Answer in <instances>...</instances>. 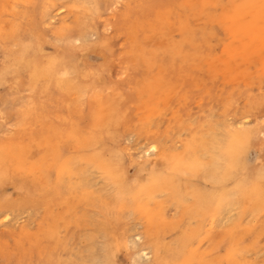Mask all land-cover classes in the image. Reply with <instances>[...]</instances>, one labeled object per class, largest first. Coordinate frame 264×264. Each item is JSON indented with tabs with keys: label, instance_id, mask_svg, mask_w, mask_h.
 <instances>
[{
	"label": "rangeland",
	"instance_id": "obj_1",
	"mask_svg": "<svg viewBox=\"0 0 264 264\" xmlns=\"http://www.w3.org/2000/svg\"><path fill=\"white\" fill-rule=\"evenodd\" d=\"M0 264H264V0H0Z\"/></svg>",
	"mask_w": 264,
	"mask_h": 264
},
{
	"label": "bare ground",
	"instance_id": "obj_2",
	"mask_svg": "<svg viewBox=\"0 0 264 264\" xmlns=\"http://www.w3.org/2000/svg\"><path fill=\"white\" fill-rule=\"evenodd\" d=\"M46 75H49V76H46V80H47V83H51L52 82V78H51V74L48 72H46ZM154 149H155V146H154ZM148 150H146V152H147ZM149 153H150V151H149ZM221 165V164H220ZM189 166V165H188ZM193 166V165H192ZM239 168V167H238ZM237 168V169H238ZM216 206V205H215ZM217 210V209H216ZM6 214V213H5ZM8 214V213H7ZM135 240V239H134ZM137 248V247H136ZM146 249H147V247H141V249H140V252H142L143 254H146V255H148L149 253H148V251H146ZM138 253H136V255H137Z\"/></svg>",
	"mask_w": 264,
	"mask_h": 264
}]
</instances>
